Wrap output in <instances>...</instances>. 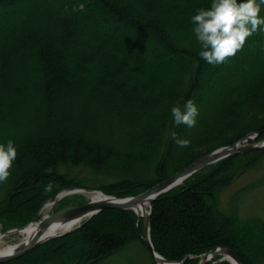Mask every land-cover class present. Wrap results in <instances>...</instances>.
Listing matches in <instances>:
<instances>
[{
	"label": "trees",
	"instance_id": "16d2710c",
	"mask_svg": "<svg viewBox=\"0 0 264 264\" xmlns=\"http://www.w3.org/2000/svg\"><path fill=\"white\" fill-rule=\"evenodd\" d=\"M209 4L0 0V142L12 138L17 146L11 175L0 183L2 229L23 226L63 189L139 194L264 124V32L247 37L226 62L209 64L189 20ZM189 98L197 122L177 126L170 109ZM171 130L190 144L178 145ZM262 153L230 155L156 197L154 249L197 264L223 246L242 264H264V216L243 217L237 208L254 182L223 196ZM142 235L133 210L103 209L0 264H122L115 257L128 245L150 255Z\"/></svg>",
	"mask_w": 264,
	"mask_h": 264
},
{
	"label": "water",
	"instance_id": "95a60500",
	"mask_svg": "<svg viewBox=\"0 0 264 264\" xmlns=\"http://www.w3.org/2000/svg\"><path fill=\"white\" fill-rule=\"evenodd\" d=\"M264 131V124L260 125L253 131L248 132L244 136L240 137L230 145H224L213 151L198 158L188 166L181 169L173 176L153 185L145 191L130 196L115 197L113 195H107L101 190L95 189H70L64 190L55 196V199L46 203V205H52L57 200L71 195V194H91L97 193L94 197L90 198L83 204L74 205L59 209L53 213L46 214L38 220L33 219L28 224L22 227L11 228L0 233V238L11 234L17 233L20 230L26 229L27 227L34 225L33 232L24 238L19 243L15 244V248L9 252L0 253V262H4L16 257L23 255L39 244L57 237L64 235L65 233L79 227L84 221L88 220L92 216L96 215L103 209L113 208L122 210H133L137 215V221L141 219L143 235L142 239L150 252L155 264H184L182 260H168L160 255L155 249L150 237V213L152 202L160 194L169 191L175 186L181 184L185 179L191 176L193 173L202 169L203 167L210 165L218 160L226 158L230 155H234L241 152L260 150L264 149V139L257 142H248L251 139H255L258 135ZM96 197H98L96 199ZM147 208V209H146ZM74 219L79 220L74 227H68L61 232L56 231L58 227ZM75 222V220H74ZM53 229V231H50ZM216 256H220L218 260L212 261ZM229 261L231 264H242L234 252L223 246H216L207 251L199 260L198 264H205L208 261H212V264H216L220 261Z\"/></svg>",
	"mask_w": 264,
	"mask_h": 264
},
{
	"label": "clouds",
	"instance_id": "9594fccd",
	"mask_svg": "<svg viewBox=\"0 0 264 264\" xmlns=\"http://www.w3.org/2000/svg\"><path fill=\"white\" fill-rule=\"evenodd\" d=\"M260 0H210L208 7H198L190 15L191 30L200 44L198 55L209 64H221L245 44L246 38L255 32H264V15H260ZM171 116L175 125L193 127L199 109L191 99L183 107L174 104ZM171 137L180 146L190 144L187 137L181 138L175 130ZM17 157V146L12 138L0 142V183L11 175Z\"/></svg>",
	"mask_w": 264,
	"mask_h": 264
},
{
	"label": "rangeland",
	"instance_id": "374dc122",
	"mask_svg": "<svg viewBox=\"0 0 264 264\" xmlns=\"http://www.w3.org/2000/svg\"><path fill=\"white\" fill-rule=\"evenodd\" d=\"M263 139H264V137L263 138L256 137L255 139H251L248 142L254 143L257 141H262ZM260 150H264V149H260ZM260 156H261L259 159L260 161L256 164V166L253 169L248 170V171L244 172L243 174H241L240 177L237 178V180L234 181V183H232V185H230V187H228V189L225 191V193L223 195L224 199H226L230 195H232L236 190L241 188L242 186L249 185L253 182L255 183L256 181H259L257 184L253 183L246 191H244L242 193L240 198H238L239 200H237V202H238L237 208H238L239 214L243 217H251V216L263 217L264 216V153H262V155H260ZM71 189H75V188H71ZM77 189H84V188H77ZM65 190H70V188L65 189ZM61 191H64V189ZM61 191H59L58 193H60ZM103 193H105V192H103ZM57 194H55L53 198H50L45 203H43L42 206L39 208L38 212L32 217V219H30L24 225L28 224L33 219L38 220L41 217L45 216L46 214H50L53 211L58 210V209H56V210H54V209L57 206H59V203L62 199L76 195V194H71V195L65 196V197L57 200L55 203H53L49 207H45L46 203L55 199V196ZM105 194H107V193H105ZM91 197L93 198L94 196L91 194H80L79 197H77L78 200H76L78 203L71 201L73 199H69V201L71 203H67V205L62 206L61 208L85 203ZM61 208H59V209H61ZM139 221H141V220H139ZM4 231L5 230L0 227V233H2ZM22 240H23V235H21L18 232L5 235V236L0 238V250L3 247L15 245ZM76 245H78V243L75 244V246ZM119 254L120 255L118 257H115L116 258L115 261L118 263H122V264L123 263L124 264H152L150 255L147 252V250L137 249L135 247V245H128ZM202 255L199 256V260L202 257ZM218 257H220V256H218ZM215 258L212 261L218 260V258L217 259H215ZM212 261H208L205 264H212Z\"/></svg>",
	"mask_w": 264,
	"mask_h": 264
},
{
	"label": "bare ground",
	"instance_id": "6f19581e",
	"mask_svg": "<svg viewBox=\"0 0 264 264\" xmlns=\"http://www.w3.org/2000/svg\"><path fill=\"white\" fill-rule=\"evenodd\" d=\"M253 131V130H252ZM94 195H98L97 193H93ZM93 195V196H94ZM98 197H96V199H97ZM50 205H45V207H49ZM147 209V208H146ZM46 214V213H45ZM74 220H75V222H74ZM73 221H71V222H68L67 224H63V225H61L60 227H58L57 228V230L56 231H58V232H61L62 230H64V229H67L68 227H74L75 226V224H77L78 223V221L79 220H77V219H74ZM34 228H36V227H34V225H31V226H29V227H27L26 229H23V230H20V231H18V233H20L21 235H23V239L24 238H26L27 236H29L32 232H33V230H34ZM50 231H53V229H50ZM15 246L16 245H10V246H7V247H3L1 250H0V253H5V252H9V251H11L12 249H14L15 248ZM206 253V252H205ZM204 253V254H205ZM203 254V255H204ZM202 255V256H203ZM219 258V257H218ZM224 261V260H223ZM226 261V260H225Z\"/></svg>",
	"mask_w": 264,
	"mask_h": 264
}]
</instances>
